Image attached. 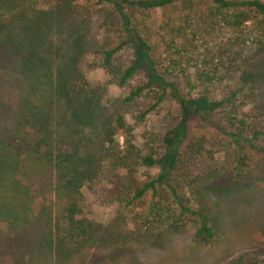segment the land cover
I'll use <instances>...</instances> for the list:
<instances>
[{
	"label": "rangeland",
	"instance_id": "374dc122",
	"mask_svg": "<svg viewBox=\"0 0 264 264\" xmlns=\"http://www.w3.org/2000/svg\"><path fill=\"white\" fill-rule=\"evenodd\" d=\"M32 1L43 11L59 3ZM199 5L195 1L187 16H183V34L174 44L153 43L158 62L179 82L181 92L207 93L214 100L227 95L246 70L256 83L243 86L234 107L214 112L212 119L223 126L226 116H244L249 126L257 122V132L261 131L257 152L244 150L242 167L236 171L237 155L230 138L200 124L195 116L188 122V138L181 145L176 176L182 179V193L191 200L192 209L207 218L213 238L204 242L195 237V218L182 221L179 231L158 229V224L151 229L153 225L144 222L149 199L133 202L131 197L138 184L153 179L157 171L135 167L130 176L126 169L110 172L104 158L97 165L99 179L83 185L79 191L75 220L77 227L88 223L97 236L110 234L111 239H101L102 243H91L73 253L61 235L69 232L64 215L57 216L64 204L56 199L53 164L43 168L32 166L21 157L12 158L15 152L10 153L9 148V155L1 153L12 173L9 169L4 171L0 264H264V33L257 31L254 21L238 30L228 29L220 20L213 22L204 16ZM11 10H0V31L6 30L12 20ZM161 22L160 12L151 15L152 26ZM261 30L264 31L263 26ZM5 38L0 35V147L11 144L17 148L18 143L11 136L16 126L13 111L19 109L23 96L21 89L38 86L43 93L45 85L32 78L31 84L17 73L19 58L11 41ZM126 59L128 53H123L119 62ZM171 61L177 62L180 69ZM78 67L90 89L99 87L105 99L121 100L138 82L134 79L125 87L116 86L100 67L99 57L92 54L83 56ZM149 107L148 99L143 98L117 108L129 127L130 144L142 156L161 152V136L173 124L175 114L170 104L152 110ZM57 113L54 107L49 111L47 130L52 134L63 131ZM244 138L250 139V133ZM115 141L119 150L124 151V137L117 134ZM49 216L51 221L44 225ZM48 233L53 234L56 243H50ZM24 237L27 242L19 243L18 239ZM59 240L66 243L65 252L69 250L70 256L57 248Z\"/></svg>",
	"mask_w": 264,
	"mask_h": 264
},
{
	"label": "trees",
	"instance_id": "16d2710c",
	"mask_svg": "<svg viewBox=\"0 0 264 264\" xmlns=\"http://www.w3.org/2000/svg\"><path fill=\"white\" fill-rule=\"evenodd\" d=\"M58 1L54 8L43 11L32 0H0V10L8 7L14 10L7 29L3 28L0 35L6 36L5 41H11L19 58L17 73L28 78L31 84L35 79L45 85L43 93L38 86L21 89L23 96L21 101L19 99V109L13 111L16 126L11 136L18 146L13 148L7 144L0 147V157L4 159V162L0 159V201L4 197H1L5 187L4 171L9 169L1 153L10 148V153H16L12 158L21 157L32 166L43 168L53 164L56 199L64 204L57 216L64 215L65 229L69 232L61 235L69 242L73 253L91 243H102L101 239L103 242L110 240V234L99 237L90 224L77 227L79 224L75 220L79 191L83 185L99 179L100 168L97 165L105 158L110 172L126 169L130 176L135 167L157 171L153 179L138 184L131 197L133 202L149 199L144 222L153 225L151 229L158 224V229L179 231L182 221L195 218V237L209 241L213 238V231L207 218L201 211L192 209L191 200L182 193V179L176 176L181 145L188 138V122L195 116L200 124L219 130L230 138L237 155L236 171L240 170L244 150L257 152V140L261 134V131L257 132V122L249 126L244 116L229 115L223 118L225 125L218 126L212 114L232 109L243 91L242 87L254 85L256 80L244 70L233 83V89L220 100L210 98L207 93L184 94L179 82L158 62L153 43L174 44L181 38V21L195 1L199 2L204 16L213 22L220 20L228 29L238 30L254 21L257 31L264 33L261 30L264 27V1ZM156 12L162 14V22L152 26L151 15ZM123 53H128V59L119 62ZM87 54L99 57L100 67L116 86L125 87L134 79L138 82L121 100L105 99L100 88L96 86L92 91L79 72L78 62ZM171 63L179 68L177 62ZM173 66L169 65L171 71ZM143 98L148 99L149 110L170 104L175 111L173 124L161 136L159 154L142 156L130 144L129 127L117 111L119 106ZM117 104L120 105L117 107ZM52 107L58 112L57 119L63 126L60 134L47 130ZM247 133H250V139L244 138ZM117 134L124 137V151L119 150L115 141ZM8 171L12 173L11 168ZM50 221L49 216L44 225ZM49 235L46 237L54 244L53 234ZM18 242L24 244L27 239L24 237ZM65 245L59 240L57 248L67 254L69 250L65 252L68 249Z\"/></svg>",
	"mask_w": 264,
	"mask_h": 264
}]
</instances>
